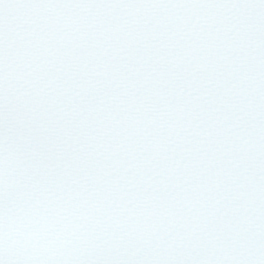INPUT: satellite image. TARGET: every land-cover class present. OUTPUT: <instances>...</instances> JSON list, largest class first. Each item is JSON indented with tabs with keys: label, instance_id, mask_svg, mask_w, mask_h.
<instances>
[{
	"label": "snow or ice",
	"instance_id": "obj_1",
	"mask_svg": "<svg viewBox=\"0 0 264 264\" xmlns=\"http://www.w3.org/2000/svg\"><path fill=\"white\" fill-rule=\"evenodd\" d=\"M0 264H264V0H0Z\"/></svg>",
	"mask_w": 264,
	"mask_h": 264
}]
</instances>
